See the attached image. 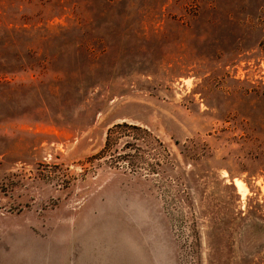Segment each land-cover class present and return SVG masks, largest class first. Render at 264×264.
Segmentation results:
<instances>
[{"label": "rangeland", "instance_id": "1", "mask_svg": "<svg viewBox=\"0 0 264 264\" xmlns=\"http://www.w3.org/2000/svg\"><path fill=\"white\" fill-rule=\"evenodd\" d=\"M0 264H264V0H0Z\"/></svg>", "mask_w": 264, "mask_h": 264}, {"label": "trees", "instance_id": "2", "mask_svg": "<svg viewBox=\"0 0 264 264\" xmlns=\"http://www.w3.org/2000/svg\"><path fill=\"white\" fill-rule=\"evenodd\" d=\"M145 139L157 141L154 135L138 124L127 121L116 122L107 128L102 148L90 157L102 158L108 156L109 160L115 165L122 164L132 168L137 164V160L129 152L118 153V143L122 141L124 146H131L136 144L137 141ZM175 142L177 141L175 140ZM156 164L158 165L157 162ZM150 169L155 170V167L152 165Z\"/></svg>", "mask_w": 264, "mask_h": 264}]
</instances>
